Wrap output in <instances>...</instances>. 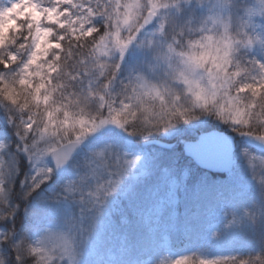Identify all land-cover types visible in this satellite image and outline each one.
I'll list each match as a JSON object with an SVG mask.
<instances>
[{"label":"snow or ice","instance_id":"snow-or-ice-1","mask_svg":"<svg viewBox=\"0 0 264 264\" xmlns=\"http://www.w3.org/2000/svg\"><path fill=\"white\" fill-rule=\"evenodd\" d=\"M260 3L264 11V0ZM217 6L227 7V0H218ZM173 9L179 11L177 0H0V130L5 133L0 138V203L6 205L0 208V264H27L23 260L24 242L16 237V229L18 222L29 232L40 227L41 213L33 212L30 222V207L38 205L43 217L49 219L65 213V209L42 201V194L57 180L51 162L55 170L62 169L82 143L92 137L102 138L99 134L110 131L108 126L123 130L127 136L146 139L158 134L151 131L157 119L165 123V133L176 128L171 116L191 124L176 103L179 97L170 104L164 96L170 90L149 83L147 75H136L134 80L129 76L127 82L120 79L130 47L152 49L159 36L167 47L160 59L167 63L173 56L186 58L184 63L191 65L193 72L202 69L210 76L215 89L211 92L200 88L199 81L180 74L189 92L194 87L200 89L195 93L198 107L207 110L213 106L217 119L231 124L234 132L248 129L238 134L264 140V136L251 131L254 124L264 126V59H250L243 66L234 64L230 36L215 41L207 34V21L198 35L192 27L179 34L173 29L175 39L168 43L163 38L171 28ZM253 14L249 11L250 17ZM209 20L223 23L222 18ZM185 35L188 51H178L177 45L184 43ZM209 44L216 52L211 64L205 62ZM197 48L205 52L198 54ZM69 87L73 91L69 92ZM146 95L159 100V112L144 102ZM84 102L95 105L94 115L87 114L83 107L74 111ZM141 112L145 114L143 127H134ZM112 149L113 145L106 143L95 153L105 161L102 171L90 168L87 177L79 178L80 183L69 180L63 191L68 196L79 193L81 202L98 205V218L105 232L118 236L131 222L130 214L119 206L110 209L109 205L115 195L128 196L130 189L122 188V180L136 161ZM257 159L249 156V165ZM97 177L93 188L90 181ZM21 211L24 217L19 215ZM61 239L70 264H77L67 237ZM27 251L38 256L37 264L53 262L44 248ZM126 252L127 245L121 242V256ZM92 255L95 264H125L107 250H93ZM201 257L194 252L191 258L185 256L176 264H246L238 255H217L211 260Z\"/></svg>","mask_w":264,"mask_h":264},{"label":"trees","instance_id":"trees-1","mask_svg":"<svg viewBox=\"0 0 264 264\" xmlns=\"http://www.w3.org/2000/svg\"><path fill=\"white\" fill-rule=\"evenodd\" d=\"M3 2L7 3V0ZM138 56L135 49L126 53L127 63L122 62V73L126 74L135 65ZM202 121L192 126L169 130L172 132L170 138H165L164 133L148 137L174 143L170 152L156 148L143 149L141 142L145 138L127 136L115 126H108L110 131L100 133L102 138L87 140L84 150L92 146L101 148L110 143L122 153H127L129 159H135L142 165L140 171L131 169L129 175L122 180V188L130 189L128 196L115 195V202L109 205L110 209L119 206L129 213L131 222L123 226L118 236L110 231L102 233L94 250H107L116 258H122L125 264H135L137 259L143 260L144 264H152L154 259L158 264H176L188 250H195L201 258L208 260L217 255L256 254L260 250L256 243L258 227L240 231L231 227L225 229L224 224L227 218L230 219L225 213L239 214L244 208L252 207L258 189L253 166L259 171L264 164L258 163L261 161L257 159L248 167L246 159L239 157L238 169L229 178L211 176L197 170L190 161L184 159L181 140L195 138L199 132L212 129L226 131L238 137L231 128L218 120L208 118ZM4 135L0 130V138ZM242 145L244 144L238 140L239 155ZM80 159L81 156L76 161ZM138 172L136 178L131 177ZM72 176L70 167L66 175L57 177L56 183L69 180ZM40 211L42 209L34 204L27 215L29 217L33 212ZM19 215L24 217L22 211ZM214 223L219 226L218 235L209 237V229ZM17 228L20 229L16 233L17 238L29 232L19 222ZM109 234L114 240H110ZM121 242L127 245V252L123 256L120 253ZM112 243L116 246H110ZM174 253H179L180 256L176 258Z\"/></svg>","mask_w":264,"mask_h":264},{"label":"clouds","instance_id":"clouds-1","mask_svg":"<svg viewBox=\"0 0 264 264\" xmlns=\"http://www.w3.org/2000/svg\"><path fill=\"white\" fill-rule=\"evenodd\" d=\"M177 2L179 4V11L172 10L174 18L171 21V28L163 40L171 43L175 39V34H179L181 31L187 32L189 27L193 28L194 35H198L200 26L204 25V22L207 21V24L204 25L208 29L207 34H211L215 38V41H221L222 38L230 36L234 64L239 63L243 66L250 59H257L258 57L264 59V46H262L264 45V11H262L260 0L258 3L257 0H227V7L223 9L217 6L218 0H187V2L185 0H177ZM249 11L254 13L251 17L249 16ZM209 17L222 18L223 23H213L209 20ZM225 25L228 26L227 30ZM173 29L175 30V34ZM151 31L152 29H149V33ZM169 37L172 39H169ZM141 39L143 40L144 37ZM155 39L157 46L152 49L148 47L144 49L133 47L139 54L138 60L126 74H120V79L127 82L129 76L134 80L136 75L145 74L149 83L157 84L161 89L167 88L170 90V92H164V96L170 104L174 102V97L178 96L179 100L176 103L186 112L191 119V124L185 125L179 116H171L169 118L176 126L175 129H179L182 126H192L208 118L218 120L214 115L215 108L213 106H210L207 110L198 107L200 102L197 101L195 93L200 89L194 87L193 92H189V85L185 83L184 78L180 74L185 73L192 80L199 81L200 88H205L209 92L215 90L212 87L210 76L202 69L193 72L191 65L184 63L186 58L173 56L171 61L167 63L163 59H160L167 52V47L159 36ZM187 40L188 36L185 35L184 43L177 45L178 51L181 49L188 51L186 48ZM196 51L199 54L205 52V49L197 48ZM215 56L214 47L212 44H209L205 62L211 64ZM76 87L78 89L81 88L79 82H77ZM68 91L71 92L73 89L69 87ZM144 102L153 105L154 111L159 112V100L146 95ZM80 107H83L87 114L94 115L96 113L95 105L92 103L84 102L79 106H75L74 111H78ZM144 115L143 112L140 113L134 127H143ZM225 125L232 129L231 124ZM165 126L164 122L157 119L156 126L152 127L151 131L165 133ZM246 131L248 129H237L235 133L238 134ZM251 131L259 136H264V126L254 124ZM150 136L152 135H148L147 138ZM238 136L242 138H254L255 141L261 142V147H264V140L257 139L255 136H241L239 134ZM140 137L145 138L144 136ZM85 142L82 145H85ZM79 149L81 155L79 161H76L73 156L58 171L55 170V163H50L49 166L54 170L55 174L71 167L73 176L69 180H76L77 183H80L79 178L87 177L90 168H96L98 172L103 170L104 159L98 158L95 155L96 152L100 151V148L92 146L87 147V150L81 147ZM112 150L119 151L114 145ZM240 152L247 163L249 156L257 157L244 145L241 146ZM121 154L123 153L121 152ZM48 159L51 161V157ZM258 159L260 161L264 160L262 157H258ZM254 177L258 181V189L252 201V207L244 208L239 214L236 212L225 213V216L230 217V219H226L224 228L228 229L231 227L244 231L246 228L253 229L258 227L259 234L256 237V243L259 244L260 250L256 254L244 255L237 253L235 255L241 256L246 261V264H264V250H262L264 249V167H261L259 171L254 169ZM5 179H7V170H5ZM98 179L99 177L90 181L93 188ZM69 180L55 183L46 193L42 194V201L46 200L50 206L65 209L66 211L59 217L49 219L43 217V209L41 208L40 227L30 233L26 232L21 237L25 249L23 251V260L27 264H37L38 261V256L27 251L28 248L46 249L47 254L53 257L52 264H70L68 256L64 253L62 236L67 237V240L70 242V250L76 257L77 264H95L96 257L92 255V252L98 238L105 232L104 225L98 218V205L88 200L81 202L79 193L75 196H68L63 191V185ZM11 190V185H9V191ZM4 207L6 205L0 203V208ZM32 219H34L33 214L29 216V221L31 222ZM16 231L19 232L20 229L17 228ZM217 235L216 231L211 232L212 237H216ZM109 238L110 240H114L111 234H109ZM110 246L115 247L116 245L112 243ZM135 264H144V261L137 259ZM152 264H158V261L154 259Z\"/></svg>","mask_w":264,"mask_h":264},{"label":"water","instance_id":"water-1","mask_svg":"<svg viewBox=\"0 0 264 264\" xmlns=\"http://www.w3.org/2000/svg\"><path fill=\"white\" fill-rule=\"evenodd\" d=\"M243 141L252 150L264 154V147L260 146L261 142L255 141L254 138H243ZM143 146H155L164 150H170L172 147L171 144L158 140L145 142ZM235 150L234 137L219 131L200 134L196 140L182 144L184 156L190 159L200 170L213 175H228L233 172ZM79 153L80 149L73 156L76 157Z\"/></svg>","mask_w":264,"mask_h":264},{"label":"rangeland","instance_id":"rangeland-1","mask_svg":"<svg viewBox=\"0 0 264 264\" xmlns=\"http://www.w3.org/2000/svg\"><path fill=\"white\" fill-rule=\"evenodd\" d=\"M258 2H259V0H257V3H258ZM132 48H133V47H130L129 50H132ZM129 50H128V51H129ZM128 51H127V52H128ZM171 135H172V132H168V133H164V134H163V136H165L166 138H170ZM238 137L241 138L240 136H238ZM92 138H94V137H92ZM92 138H91V139H92ZM128 143H130V142H128ZM241 158L244 159L243 155L241 156ZM244 162H245V161H244ZM258 163L262 164L261 162H258ZM246 165H247L248 167L250 166L249 163H246ZM141 167H142L141 163L136 162L135 165H134V167L132 168V170L140 171ZM138 175H139V172L136 173V174H132L131 177H132V178H136ZM112 202H115V198H114V200H113ZM217 229H218V227H217L216 225H214V226H212V228L210 229V231H217ZM97 242H98V240H97ZM95 250H96V249H95ZM95 250H94V251H95ZM192 253H194V252H192ZM192 253H186L185 256H188L189 258H191ZM195 253H197V252H195ZM197 254L199 255V253H197ZM204 255L206 256V254H204Z\"/></svg>","mask_w":264,"mask_h":264}]
</instances>
